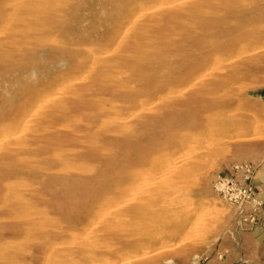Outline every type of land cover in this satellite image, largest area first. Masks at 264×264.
<instances>
[{
	"label": "rangeland",
	"instance_id": "rangeland-1",
	"mask_svg": "<svg viewBox=\"0 0 264 264\" xmlns=\"http://www.w3.org/2000/svg\"><path fill=\"white\" fill-rule=\"evenodd\" d=\"M0 264H264V0H0Z\"/></svg>",
	"mask_w": 264,
	"mask_h": 264
},
{
	"label": "bare ground",
	"instance_id": "bare-ground-1",
	"mask_svg": "<svg viewBox=\"0 0 264 264\" xmlns=\"http://www.w3.org/2000/svg\"><path fill=\"white\" fill-rule=\"evenodd\" d=\"M193 7V6H192ZM198 8V7H197ZM203 8V7H202ZM190 11H191V9H190ZM193 11V10H192ZM191 11V12H192ZM199 11H200V9H199ZM190 12V13H191ZM192 14V13H191ZM188 24V23H187ZM48 83H50V81L48 82ZM135 88H137V89H140L139 87H135ZM195 97H197L196 95H195ZM183 99V98H182ZM186 99V98H185ZM34 104V102L32 103V105ZM101 153V152H100ZM99 153V154H100ZM100 156V155H99ZM96 159H99L100 160V158H96ZM102 159V158H101ZM101 161H103V160H101ZM126 163H131L132 164V162H130V160L128 159L127 160V162ZM130 166V165H129ZM94 168V167H93ZM145 168H147V165H144L143 166V169H145ZM135 173L132 175V176H130V177H128L125 181H122V182H119V181H116V182H109L108 183V185H110V186H114V185H118L117 186V189L115 190V192L114 193H112L110 196H107V197H105V196H102V197H100L101 198V200H104V202H105V204L106 205H112L113 207L112 208H114V207H116L118 204V202L119 201H121V199H123L124 198V196H129V193L132 191V189L135 187L134 186V184L137 182V180H138V178H139V175H140V169H138V170H135L134 171ZM142 172V171H141ZM152 173V172H151ZM147 175V174H146ZM147 177V176H146ZM125 179V178H124ZM146 181V180H145ZM145 181H143V182H145ZM134 186V187H133ZM154 189V188H153ZM134 191H135V189H134ZM157 191V190H156ZM96 192H97V195H98V193L100 192V188H97V190H96ZM131 193H133V192H131ZM130 193V194H131ZM148 193V192H147ZM134 194H135V192H134ZM144 194V193H143ZM157 194V193H156ZM165 194V193H164ZM100 196H101V192H100V194H99ZM146 196H147V194H145ZM160 195H161V193H160ZM142 196V195H141ZM158 196V195H157ZM133 197V196H132ZM143 197V196H142ZM154 197H156V196H154ZM158 197H161V196H158ZM126 199H128V198H126ZM135 199V198H134ZM146 199H148V198H145L144 197V200H146ZM151 199V198H150ZM160 199V198H159ZM162 199V198H161ZM160 199V200H161ZM133 200V199H132ZM153 200H158V198L156 199H153ZM153 200H151L150 202H148L149 200H147V201H145V203H147V205H145V204H142L141 202V205H137V206H129V207H127V208H123V209H121L120 211H118L119 212V214H120V216H121V220L120 221H123V219L125 220V219H130V217H132L133 216V214H135L136 213V207L137 208H139V209H141L142 211H143V217H144V220L145 221H147V222H149V221H152L153 219H155V220H159V218H158V215L157 214H153V212H152V206L153 205H151V203L153 202ZM125 202V201H124ZM120 204V203H119ZM122 204V203H121ZM104 209V208H103ZM110 210V209H109ZM98 212H100L99 210H98ZM140 216H142V214L140 215ZM90 222V218H87V223H89ZM78 225L79 226H81L82 225V221H80V220H78ZM4 238V237H3ZM2 238V239H3ZM34 256H35V254H34ZM32 257H33V254H32ZM6 259V258H5Z\"/></svg>",
	"mask_w": 264,
	"mask_h": 264
},
{
	"label": "built area",
	"instance_id": "built-area-1",
	"mask_svg": "<svg viewBox=\"0 0 264 264\" xmlns=\"http://www.w3.org/2000/svg\"><path fill=\"white\" fill-rule=\"evenodd\" d=\"M253 174L250 165H240L228 177L218 178L215 183L217 192H221L229 200L243 201L253 193V184L248 181Z\"/></svg>",
	"mask_w": 264,
	"mask_h": 264
}]
</instances>
